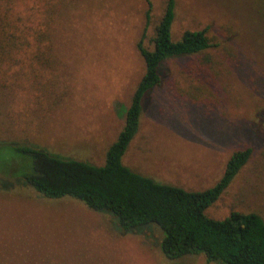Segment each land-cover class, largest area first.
<instances>
[{
    "label": "rangeland",
    "instance_id": "obj_1",
    "mask_svg": "<svg viewBox=\"0 0 264 264\" xmlns=\"http://www.w3.org/2000/svg\"><path fill=\"white\" fill-rule=\"evenodd\" d=\"M149 1L145 26V0H55L43 49L0 52V264H219L201 254L167 259L155 227L123 230L105 211L47 198L20 175L31 164L20 145L103 164L143 73L136 44L151 47L165 3ZM202 28L215 45L160 65L121 163L199 191L248 148L205 213L264 220V0H174L171 38Z\"/></svg>",
    "mask_w": 264,
    "mask_h": 264
},
{
    "label": "trees",
    "instance_id": "obj_2",
    "mask_svg": "<svg viewBox=\"0 0 264 264\" xmlns=\"http://www.w3.org/2000/svg\"><path fill=\"white\" fill-rule=\"evenodd\" d=\"M54 1L0 0V52L43 49L46 17ZM145 5L146 26L150 1L145 0ZM173 13L174 0H165L153 28L151 47L143 46L141 39L136 44L143 73L123 110V125L107 147L103 164L62 158L20 145L14 149L31 158L29 169L20 175L47 198L69 196L92 210L105 211L123 230L155 227L160 232L159 249L167 259L201 254L206 261L219 264H264V220L260 215L230 211L222 218H213L205 213L247 160L248 148L231 153L218 181L199 191L156 182L121 163L138 129L143 97L160 81V65L169 58L201 54L215 45L203 28L183 30L178 39H172Z\"/></svg>",
    "mask_w": 264,
    "mask_h": 264
}]
</instances>
